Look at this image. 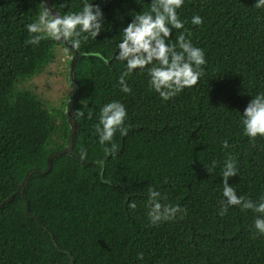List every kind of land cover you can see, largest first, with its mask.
Segmentation results:
<instances>
[{
  "label": "trees",
  "instance_id": "obj_1",
  "mask_svg": "<svg viewBox=\"0 0 264 264\" xmlns=\"http://www.w3.org/2000/svg\"><path fill=\"white\" fill-rule=\"evenodd\" d=\"M82 2L51 0L61 15ZM94 2L106 30L78 50L99 52L109 63L84 55L76 64L82 92L73 112L84 115L75 118L74 156H54L46 174H31L25 198L1 206L29 173L45 171L49 157L68 147L71 129L62 114L64 142L53 147L52 113L16 87L61 46L49 38L27 43L25 25L37 19L42 1L0 0V264H264V235L253 228L258 214L238 206L219 214L220 170L229 154L238 161L229 186L254 202L264 195V139L249 143L240 121L252 96L264 91V9L254 7L256 0H185L178 15L205 52L204 75L165 102L138 70L125 77L131 92H122L118 80L126 69L113 59L119 30L150 0ZM194 15L201 25L191 23ZM113 100L127 109L128 132L114 137L118 151L109 155L95 125L99 109ZM149 187L165 197L162 204L184 213L152 225ZM133 201L137 207L130 209Z\"/></svg>",
  "mask_w": 264,
  "mask_h": 264
},
{
  "label": "clouds",
  "instance_id": "obj_2",
  "mask_svg": "<svg viewBox=\"0 0 264 264\" xmlns=\"http://www.w3.org/2000/svg\"><path fill=\"white\" fill-rule=\"evenodd\" d=\"M184 2L185 0H150L147 10L133 12L135 14L132 15V20L119 30L121 38L116 44L118 51L113 59L123 62L126 69L118 80L122 92H131L125 77L138 70L147 74L149 88L167 102L184 89L195 86L204 75L202 66L206 64L205 52L193 45L191 32L185 29L184 21L178 15ZM254 7L264 9V0H256ZM104 20L103 10L94 0H83L77 11H68L63 15L58 11L54 15L44 5L37 19L25 25L31 36L27 43L38 44L40 40L49 38L70 45L72 49H79L82 41L87 42L89 38L97 40L102 31L106 30ZM191 23L199 26L203 20L199 15H194ZM174 30L179 31H175V39H172ZM85 55L98 57L106 64L109 63L99 52L90 51ZM83 115V111L79 109L72 113L76 119ZM127 118L125 105L117 100L108 102L99 109L95 132L99 144L105 146L106 154L117 153L118 144L114 137L117 134L127 135ZM240 121L243 135L249 138V143L255 144L257 138L264 139V91L252 96ZM221 143L224 148L228 147L227 139ZM86 155V151L81 150L80 157L83 159ZM216 166L217 161H213L207 170L211 172ZM237 174L238 161L229 154L220 170L223 199L219 214L223 216L229 206H238L241 211L252 210L258 214L253 220L255 234L264 235V195L259 197L258 202L238 196L235 188L228 184L229 178ZM147 195V215L152 225L174 220L178 212L183 214L185 211L178 205L162 204L160 201L165 197L152 187L148 188ZM128 207L135 209L137 205L133 201ZM137 257L142 259L143 253H138Z\"/></svg>",
  "mask_w": 264,
  "mask_h": 264
},
{
  "label": "rangeland",
  "instance_id": "obj_3",
  "mask_svg": "<svg viewBox=\"0 0 264 264\" xmlns=\"http://www.w3.org/2000/svg\"><path fill=\"white\" fill-rule=\"evenodd\" d=\"M71 55L62 46L53 51L52 61L32 78L17 82V91H29L40 100L54 117V132L52 146L62 144L63 117L66 104L74 90L68 81V70Z\"/></svg>",
  "mask_w": 264,
  "mask_h": 264
},
{
  "label": "water",
  "instance_id": "obj_4",
  "mask_svg": "<svg viewBox=\"0 0 264 264\" xmlns=\"http://www.w3.org/2000/svg\"><path fill=\"white\" fill-rule=\"evenodd\" d=\"M41 1L45 5V7H47L49 10H51L53 12L54 15L56 14V10L52 7L51 0H41ZM59 43L71 55V61H70L69 70H68V81H69V84L72 86L74 92H73L72 96L69 98V100L66 104V109H65V115L67 118V122L70 126V129H71L70 135H69V145L65 150L60 151L58 153H54L49 157L48 167L45 171H33V172L29 173L26 176L24 182L20 186L17 193H15L12 197H10L6 201H4V203L1 206L11 202L15 196H21V197L25 198L24 188H25V185L27 184L31 174H33V173L46 174L51 168V161H52V158L54 156H59V155L74 156L73 148H74V138H75L76 130H77V122L75 121V118H73L72 113H73L75 102L79 99L81 92H82L81 86H80V84L76 78L75 67H76V64H77L80 56H84L85 53L80 52L78 49H72L70 47V45H67V44H64L61 42H59ZM27 208H28V204H27Z\"/></svg>",
  "mask_w": 264,
  "mask_h": 264
}]
</instances>
